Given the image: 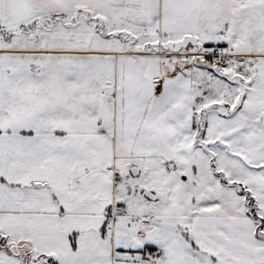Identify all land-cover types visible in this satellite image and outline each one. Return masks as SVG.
I'll return each mask as SVG.
<instances>
[{
    "label": "snow or ice",
    "instance_id": "1",
    "mask_svg": "<svg viewBox=\"0 0 264 264\" xmlns=\"http://www.w3.org/2000/svg\"><path fill=\"white\" fill-rule=\"evenodd\" d=\"M0 264H264V0H0Z\"/></svg>",
    "mask_w": 264,
    "mask_h": 264
}]
</instances>
